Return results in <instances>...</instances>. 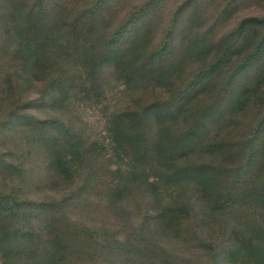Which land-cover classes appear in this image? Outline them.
I'll list each match as a JSON object with an SVG mask.
<instances>
[{
	"label": "trees",
	"instance_id": "16d2710c",
	"mask_svg": "<svg viewBox=\"0 0 264 264\" xmlns=\"http://www.w3.org/2000/svg\"><path fill=\"white\" fill-rule=\"evenodd\" d=\"M161 1L110 29L109 0H0V47L11 52L0 136L22 124L26 155L40 156L16 163L1 153L0 170L65 184L38 202L0 189V264H188L167 244L201 264H264V14L208 41L195 30L197 9L177 34L199 1L184 0L152 45L146 22ZM106 65L129 97L99 143L60 114L77 94L105 88ZM45 105L61 108L41 117L34 109ZM73 176L82 179L73 185ZM92 205L114 229L71 216Z\"/></svg>",
	"mask_w": 264,
	"mask_h": 264
},
{
	"label": "rangeland",
	"instance_id": "374dc122",
	"mask_svg": "<svg viewBox=\"0 0 264 264\" xmlns=\"http://www.w3.org/2000/svg\"><path fill=\"white\" fill-rule=\"evenodd\" d=\"M145 1L146 0H109L103 11V24L107 28H115L122 18L130 14L137 6ZM182 1L184 0H162L156 12L149 16L146 22V28L152 45L157 44L162 39L170 19ZM229 1L230 0H199L197 3H193L189 7L187 14L183 17L177 34L183 32V27L187 24L186 20H189L188 17H190L191 13H194L196 9L195 24L198 25H196L198 28L195 30H198L200 32L199 35L203 36L208 41L218 40L222 35L235 27L245 16L264 14V0H233V4L229 7L227 13L223 16L220 15L221 17L219 19L221 10L227 6ZM180 39V36H178V38L176 36L175 44H181ZM252 45L253 44L245 46L242 53L246 54L252 48ZM10 53V46L6 49H4L3 46L0 47V74L9 65L8 58ZM193 65L194 68L199 66L197 63ZM103 79L106 85L103 90H99L98 95L94 93L84 96L83 92L79 93L72 99L73 102L64 106V110H62L60 114L64 118H70L74 124L81 128L83 135L86 136L88 140L98 141L99 143L106 140L105 129L107 116L129 97L125 84L115 78L110 71V67L107 65L104 66ZM1 90L2 87L0 86V91ZM7 106L8 102H6V100H0V115L8 108ZM60 108L61 107H58V109L54 111L50 105H45L34 110L39 116L46 117L54 114ZM67 109L71 110L67 112ZM11 130L12 128L6 130L5 133L0 136V154L11 152L12 155L10 156L16 163L29 158L33 159V161H38L37 159L40 156L36 149L26 155L29 151V147L27 146L29 144H25L24 134L27 131H24L22 124L16 125L14 129ZM28 163L30 164V162ZM81 179L82 176H73V185ZM64 185L65 184H55L49 176H45L42 172L39 174L34 172L32 174V171L29 170L26 176H16L15 174H9L8 172L0 170V189L9 192L15 190L18 196L32 201L38 202L40 200H49L53 197H57L65 192ZM99 190L100 187L94 191L95 194ZM42 215L41 211L35 209L34 226L43 224L41 221ZM71 216L84 222L85 225L90 226L89 228L92 230H97L99 228L100 230L107 228L114 229L112 227L115 226L110 222L111 219L108 216L105 217V214L95 205L89 206L88 208H85V206L83 208L81 206H74ZM213 230L216 233V229L214 228ZM158 242L166 243L164 240ZM167 245L169 250H172L171 247L177 248L178 252H173L174 256L177 259L180 258L185 260L188 264H201L199 261L203 260H199V256L194 255L191 251H188L186 255H182L183 249L175 245ZM218 264H224V261L220 260Z\"/></svg>",
	"mask_w": 264,
	"mask_h": 264
}]
</instances>
